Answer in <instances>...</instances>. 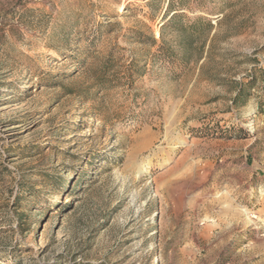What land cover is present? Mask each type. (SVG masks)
I'll use <instances>...</instances> for the list:
<instances>
[{
    "label": "rangeland",
    "instance_id": "rangeland-1",
    "mask_svg": "<svg viewBox=\"0 0 264 264\" xmlns=\"http://www.w3.org/2000/svg\"><path fill=\"white\" fill-rule=\"evenodd\" d=\"M149 1L0 0V264H264V0L187 9L215 29L188 66L151 60L131 90L140 47L123 36L160 38ZM115 47L124 60L100 91ZM22 189L40 194L27 208Z\"/></svg>",
    "mask_w": 264,
    "mask_h": 264
},
{
    "label": "trees",
    "instance_id": "trees-1",
    "mask_svg": "<svg viewBox=\"0 0 264 264\" xmlns=\"http://www.w3.org/2000/svg\"><path fill=\"white\" fill-rule=\"evenodd\" d=\"M232 5L229 0H150L146 7L149 9L148 14L152 21L155 20L154 14L164 8V14L160 23V38L156 39L153 35H147L143 31L129 29L127 34L123 36L125 42L130 45H138L139 49L128 50L131 54L130 60L126 67L127 86L133 90L135 79L146 75L149 62L152 60L156 65L160 64L166 68L179 66H188L191 61L192 52L196 49V44L201 39L210 35L215 29V19L203 16H189L186 10L190 9L193 14L207 10L212 16L224 14ZM165 6V7H164ZM127 10V9H126ZM107 31L111 30L113 25L105 24ZM169 37H175L173 43L168 42ZM156 48L153 53L152 49ZM123 48H113L104 59L102 66L95 71L96 86L100 91H106L113 84L114 71L117 70L121 61L124 60ZM257 83L254 76L248 78L246 83H237L232 104L234 107H245L252 97V91ZM259 110L263 111V107L259 106ZM46 188L63 189L69 185V182L53 177L52 175H42ZM78 186L71 188L69 194L73 192L75 195ZM54 191V190H52ZM73 195V196H74ZM39 192H31V189H22L16 199V206L27 208L32 203V199H37ZM68 211L71 206H68ZM66 207H59L65 210ZM28 217H23L27 219ZM19 226L21 223H18ZM17 250L15 249L14 254ZM18 255V254H17ZM63 263L59 261L56 264H92L87 261H77V259L63 258ZM103 264V263H100Z\"/></svg>",
    "mask_w": 264,
    "mask_h": 264
}]
</instances>
